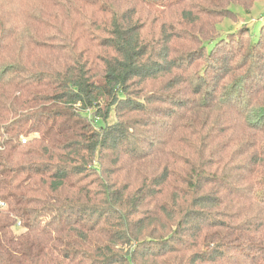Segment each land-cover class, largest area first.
<instances>
[{
	"label": "trees",
	"instance_id": "16d2710c",
	"mask_svg": "<svg viewBox=\"0 0 264 264\" xmlns=\"http://www.w3.org/2000/svg\"><path fill=\"white\" fill-rule=\"evenodd\" d=\"M174 5L0 0V264H264V88L151 41Z\"/></svg>",
	"mask_w": 264,
	"mask_h": 264
},
{
	"label": "rangeland",
	"instance_id": "374dc122",
	"mask_svg": "<svg viewBox=\"0 0 264 264\" xmlns=\"http://www.w3.org/2000/svg\"><path fill=\"white\" fill-rule=\"evenodd\" d=\"M21 1L23 2V0ZM147 1L151 2V0ZM218 1L175 0V5L172 7L156 6L145 10L142 15L143 24L148 23L147 29H150L148 34L153 42L173 37L170 40L171 55L174 57L190 56L191 60H194V65L191 66L192 74L211 70L210 78H219L221 71L229 67L235 71L232 73V77H235L240 73L238 69L243 67L242 71H245L243 82H237V90L246 88L243 95L252 97L260 91V88H264V73L257 71L264 69V49L260 48L264 47V0H252L248 7L231 4L233 6L228 8L232 12H229L226 17L223 15L219 18L209 14L212 11H218L215 8L219 4ZM246 1L238 0V3L245 4ZM51 4L54 5V2L52 1ZM220 6L222 5L219 4ZM51 12L52 7L49 6L48 14L52 15ZM184 13H190L195 21L184 22L185 19L182 18ZM47 21L49 20L47 19ZM258 21L262 23L261 29L258 30L257 41L252 44L248 33ZM150 22L157 26L151 27ZM206 43L211 46L214 44L209 54L207 49L210 45L207 46ZM213 53H217L220 57L221 67L212 66L211 61L216 57L212 56ZM208 58L211 59L210 62H208ZM247 66L250 68L245 70ZM259 96L264 98V93ZM202 118L201 116L200 119ZM200 119L198 118L194 122L199 123ZM241 127L242 122L238 123V128L235 129L238 135L239 132H243ZM247 138L248 136H245L240 140H235L232 150L234 152L239 150L242 141ZM19 231H21L20 228L15 230L16 233Z\"/></svg>",
	"mask_w": 264,
	"mask_h": 264
},
{
	"label": "built area",
	"instance_id": "2783aa9c",
	"mask_svg": "<svg viewBox=\"0 0 264 264\" xmlns=\"http://www.w3.org/2000/svg\"><path fill=\"white\" fill-rule=\"evenodd\" d=\"M0 208H2V209L5 208V204L4 203H0ZM16 226L19 227V223L16 224Z\"/></svg>",
	"mask_w": 264,
	"mask_h": 264
}]
</instances>
